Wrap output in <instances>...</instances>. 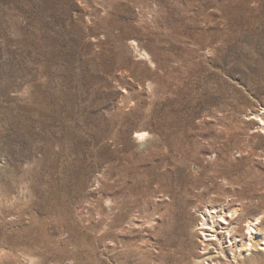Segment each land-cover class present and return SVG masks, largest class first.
<instances>
[{
	"label": "rangeland",
	"instance_id": "rangeland-1",
	"mask_svg": "<svg viewBox=\"0 0 264 264\" xmlns=\"http://www.w3.org/2000/svg\"><path fill=\"white\" fill-rule=\"evenodd\" d=\"M263 110L264 0H0V264H264Z\"/></svg>",
	"mask_w": 264,
	"mask_h": 264
},
{
	"label": "bare ground",
	"instance_id": "bare-ground-1",
	"mask_svg": "<svg viewBox=\"0 0 264 264\" xmlns=\"http://www.w3.org/2000/svg\"><path fill=\"white\" fill-rule=\"evenodd\" d=\"M144 54L147 55L146 52H144ZM262 113H264V110H263ZM256 118H257V121H258V124H259L261 130L264 131V119L261 116H259V115H257ZM144 135H145V132H138L136 138L139 139V138H141V136H144ZM235 212H236L235 209H231L229 211V216L232 217L235 214ZM216 214H217V211H216L215 207L205 208L203 213H202V218L200 219L201 220L200 221V226H202L201 228L203 229V231H207L206 234H205V232L203 234L205 236L204 237L205 238L204 239V241H205L204 245L207 246V247L212 246L213 248L219 249V251L217 250V253L220 254V253H222V245H223L222 234H218L219 232H217V228H216L215 223H216V221L218 219L217 217L221 218L223 220V222H225V223L226 222L228 223V221H227V218L225 216H223L221 214L217 216ZM209 219H210V221H209ZM260 219H261L260 217L253 218V219H246L245 228L247 229V234L249 235L248 239H247L249 244H247V248H246V246H244L246 244L244 242H241L239 248H236L238 246V242L237 243L235 242V244L232 245V246L235 247L234 251H236L238 253V255H240L241 249L249 251L253 247L254 248H258V244L256 243L257 245H255L251 241L255 240L254 234H256V232L258 233L260 231L258 229V227L261 228V224L263 222V219H261V220ZM232 230H234V229L233 228L227 229V232H229V234H230V232ZM257 240L258 239H256L255 241H257ZM230 241H232V240H230ZM207 247H205V248L207 249ZM205 248H203V249H205ZM262 250H264V249H262ZM233 254H235V252ZM233 257H235V255H233Z\"/></svg>",
	"mask_w": 264,
	"mask_h": 264
}]
</instances>
